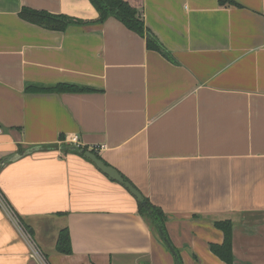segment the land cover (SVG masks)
I'll use <instances>...</instances> for the list:
<instances>
[{
	"label": "crops",
	"instance_id": "0c3cea01",
	"mask_svg": "<svg viewBox=\"0 0 264 264\" xmlns=\"http://www.w3.org/2000/svg\"><path fill=\"white\" fill-rule=\"evenodd\" d=\"M124 1L163 50L91 0H0V193L41 256L0 204V264H177L135 197L63 150L74 136L165 213L182 264H226L215 222L232 264H264V0Z\"/></svg>",
	"mask_w": 264,
	"mask_h": 264
},
{
	"label": "trees",
	"instance_id": "16d2710c",
	"mask_svg": "<svg viewBox=\"0 0 264 264\" xmlns=\"http://www.w3.org/2000/svg\"><path fill=\"white\" fill-rule=\"evenodd\" d=\"M93 6H95L100 17L97 20L98 24L105 23L110 17H114L119 20L125 27L133 30L140 36L147 38V43L150 49L163 50L161 43L157 41L155 36L145 27L144 21L141 19L138 11L134 9L127 1L124 0H91ZM222 6L234 4L233 0H220ZM30 23H33L42 28L54 30V31H66L69 26L72 25L71 19L66 16H54L49 13H39L36 11L25 10L22 14ZM65 89V88H64ZM69 90V88H66ZM73 90L72 88H70ZM66 148L71 147L65 146ZM53 148V147H52ZM57 148V147H56ZM68 151V150H64ZM98 156V153L95 154ZM99 157V156H98ZM148 204V210L141 209V213L147 219L151 221L156 231L161 235L162 240L168 239L167 227H166V215L165 213L155 206H153L149 200H145ZM19 217V216H18ZM21 223L25 229L32 235L29 228L25 225L23 220L19 217ZM215 227L223 233L224 242L222 244H211L210 251L214 256L220 258L226 264H232L234 260L233 255V223L232 222H215ZM57 251L63 255L72 254V243L70 239V231L66 229L62 231L57 240ZM177 264H182L180 258L175 252Z\"/></svg>",
	"mask_w": 264,
	"mask_h": 264
},
{
	"label": "water",
	"instance_id": "95a60500",
	"mask_svg": "<svg viewBox=\"0 0 264 264\" xmlns=\"http://www.w3.org/2000/svg\"><path fill=\"white\" fill-rule=\"evenodd\" d=\"M37 150L38 148L31 149L28 152V154L36 152ZM39 150H40V147H39ZM63 150H68L74 153H79V155H82L87 160H90L100 172L108 176L112 181L119 183L121 186H123L127 190V192L132 194L137 200L141 208H145L148 210V204L145 201V198L142 195V193L139 192L132 184H130L115 168L113 169L112 167H109L103 160H101L94 153L90 151H86L84 149L79 150L75 146H71L68 148L64 147ZM164 240H165L166 245L169 247L171 253L175 255V250L173 246L171 245V242L166 238Z\"/></svg>",
	"mask_w": 264,
	"mask_h": 264
},
{
	"label": "built area",
	"instance_id": "2783aa9c",
	"mask_svg": "<svg viewBox=\"0 0 264 264\" xmlns=\"http://www.w3.org/2000/svg\"><path fill=\"white\" fill-rule=\"evenodd\" d=\"M2 133V129L0 128V134ZM68 144H70L71 146H75L77 147L79 150L84 149L86 151H90L94 154H97L99 152H101L102 150H104L106 147L105 145L102 146H97V147H93V148H88L86 146H84L83 144L80 143L79 139L77 136L71 137L68 140ZM0 204L3 206V208L7 211V213L10 216V219L14 222L15 225L18 226V228L23 231L26 232L29 236V241H31L30 243L32 244V256L33 257H38L40 258V252L38 251L37 247L32 243L33 242V237L32 235L25 229V227L23 226V224L21 223L19 217L17 214H15V212L13 210H11V208L9 207V205L6 203L5 199L2 197L1 193H0ZM41 259V258H40Z\"/></svg>",
	"mask_w": 264,
	"mask_h": 264
}]
</instances>
